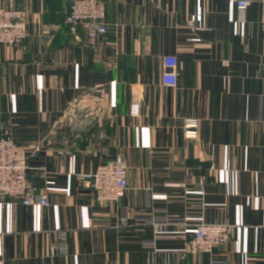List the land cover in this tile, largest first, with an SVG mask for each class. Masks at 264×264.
<instances>
[{
  "label": "crops",
  "instance_id": "1",
  "mask_svg": "<svg viewBox=\"0 0 264 264\" xmlns=\"http://www.w3.org/2000/svg\"><path fill=\"white\" fill-rule=\"evenodd\" d=\"M74 0H0L26 9L29 36L0 45V118L41 147L29 179L48 207L0 202L6 264H264V31L261 5L238 0H103L94 47L65 20ZM196 19V26L189 21ZM246 20L242 22V20ZM176 56L178 86L163 84ZM143 98L140 118L132 97ZM186 118L199 138L184 137ZM120 155L126 195L100 203L99 165ZM235 225L213 255L187 254L201 223ZM57 229L69 254L52 256Z\"/></svg>",
  "mask_w": 264,
  "mask_h": 264
},
{
  "label": "built area",
  "instance_id": "2",
  "mask_svg": "<svg viewBox=\"0 0 264 264\" xmlns=\"http://www.w3.org/2000/svg\"><path fill=\"white\" fill-rule=\"evenodd\" d=\"M254 3L261 5V27L264 31V0H238L236 8L245 12ZM67 14L65 24L71 35L80 40L79 30L86 33L87 44L94 47L97 42L109 33V23L106 21L107 5L103 0H74ZM29 13L26 9L0 8V45L15 46L23 43L29 36ZM246 20H242L245 22ZM190 26H196V19L189 21ZM165 72L163 73V84L167 88L176 89L178 76L176 69L178 59L176 56H165L163 58ZM142 96L137 93L132 97L130 104V115L140 118ZM183 124L184 137L195 141L199 137V119L186 118ZM41 147L29 149L19 145L9 135L4 123L0 118V202L6 204L26 207L40 206L48 207L49 198L46 193L37 195L30 183L29 170L30 161L36 158ZM128 165L118 155L114 160L98 166L91 175V187L96 200L100 203L115 204L122 199L128 187ZM235 225L224 223H201L195 228L192 238L188 242L187 249L180 254L181 257L190 255L208 254L213 255L215 250L224 247L231 242ZM57 243L51 249L52 256H67L69 254V232L57 229L54 231ZM6 257H0V264H6Z\"/></svg>",
  "mask_w": 264,
  "mask_h": 264
}]
</instances>
